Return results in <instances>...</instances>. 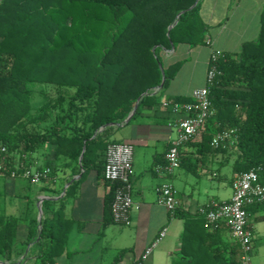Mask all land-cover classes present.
<instances>
[{
    "label": "trees",
    "instance_id": "16d2710c",
    "mask_svg": "<svg viewBox=\"0 0 264 264\" xmlns=\"http://www.w3.org/2000/svg\"><path fill=\"white\" fill-rule=\"evenodd\" d=\"M202 2L0 0L2 174L13 169L22 174L20 166L34 164L37 154L45 157L37 167L49 166L52 174L68 167L72 175L83 170L84 176L95 166L103 171L116 124L140 98L133 118L155 103L182 65L165 67L161 50L207 41ZM212 64L216 74L209 86L211 115L200 130L202 150L214 148L219 131L232 129L240 151L235 170L258 169L264 182V8L259 37L244 42L239 53L222 52ZM163 76L164 87L157 90ZM174 214L185 219L180 251L186 259L177 264H240L239 242H225L219 228L207 230L205 214L180 208ZM16 234L17 218L0 215V258L11 252ZM68 234L62 210L43 219L38 253L43 264H55Z\"/></svg>",
    "mask_w": 264,
    "mask_h": 264
},
{
    "label": "crops",
    "instance_id": "0c3cea01",
    "mask_svg": "<svg viewBox=\"0 0 264 264\" xmlns=\"http://www.w3.org/2000/svg\"><path fill=\"white\" fill-rule=\"evenodd\" d=\"M263 8L264 0H203L201 13L208 25L207 41L197 46L179 43L161 50L165 67L178 62L181 67L155 103L145 105L141 114L128 123L116 124L111 136L134 146V206L129 225L113 220L109 210L113 185L104 179L98 166L84 176L83 170L72 175L71 167L60 169L39 183L18 173L0 174V215L17 218L13 248L1 256L0 264H43L38 257L39 229L43 219L52 217L57 210H62L69 222V234L65 250L56 257L55 264H136L157 239L145 264H177L186 259L180 251L185 219L158 202L157 188L173 183L182 212L196 215L202 207L232 197L240 151L234 142L219 149L202 150L199 134L181 147L184 161L173 175L161 171L158 167L164 164L168 149L178 137L179 120L187 115L164 102L191 97L195 89L206 85L213 51L239 53L244 42L256 40ZM44 158L37 154L32 165L44 164ZM248 212L253 233L252 264H264V204L249 206ZM34 222L38 224L37 232L31 238ZM206 228H219L225 242L235 239L223 222L216 227L206 224ZM163 229L166 234L160 237Z\"/></svg>",
    "mask_w": 264,
    "mask_h": 264
},
{
    "label": "built area",
    "instance_id": "2783aa9c",
    "mask_svg": "<svg viewBox=\"0 0 264 264\" xmlns=\"http://www.w3.org/2000/svg\"><path fill=\"white\" fill-rule=\"evenodd\" d=\"M222 52L213 51L210 58L206 85L193 91L191 97L194 102H181L178 100L165 101V106H171L174 110H184L187 115L179 120L178 137L173 142L165 155L164 164L158 168L173 175L182 165L181 147L193 141L201 128L211 115L210 84L213 82L216 69L215 62ZM235 135L232 129L219 131L212 140L214 148L224 146L227 142L235 143ZM236 144V143H235ZM24 167L22 175L34 183L48 180L52 175L49 166L38 168L37 166ZM6 170L5 160L0 161V174ZM10 170V169H9ZM17 170H11L15 176ZM134 175V146L130 142L115 141L109 144L106 154V163L103 170L104 179L115 185V192L111 203V214L115 222L129 225L131 223V211L134 206L132 196V178ZM158 202L164 205L170 212L175 213L181 207L178 190L171 182L157 188ZM255 204H264V182L260 180L258 169H251L239 173L233 181V194L227 201L213 202L200 211L205 214L207 225L216 227L223 222L231 229L232 235L240 244V264H252L253 257V233L249 226L248 207ZM166 234V229L160 233V237ZM156 242L149 245L136 261V264H145L149 259Z\"/></svg>",
    "mask_w": 264,
    "mask_h": 264
},
{
    "label": "water",
    "instance_id": "95a60500",
    "mask_svg": "<svg viewBox=\"0 0 264 264\" xmlns=\"http://www.w3.org/2000/svg\"><path fill=\"white\" fill-rule=\"evenodd\" d=\"M182 13H183V12H181V13L179 14L178 17H180ZM154 49H155V48H154ZM163 72H164V70H163ZM164 84H165V76H163V80H162L161 84L157 87V89H158V90H159V89H162V88L164 87ZM146 94H147V93H145L144 95H146ZM140 100H141V98L138 100L137 104L135 105L134 109H133L132 112L129 114V116L126 118V120H125L123 123H121V124H126V123H128V122L133 118V116L136 114V112H137V110H138V108H139ZM118 125H120V124H118ZM105 127H107V125L102 126V127L100 128V130H103ZM85 149H86V146L84 147V150H85ZM82 158H83V154L81 155L80 161H82ZM41 233H42V225H41V227H40V229H39V234L41 235Z\"/></svg>",
    "mask_w": 264,
    "mask_h": 264
},
{
    "label": "rangeland",
    "instance_id": "374dc122",
    "mask_svg": "<svg viewBox=\"0 0 264 264\" xmlns=\"http://www.w3.org/2000/svg\"><path fill=\"white\" fill-rule=\"evenodd\" d=\"M52 92L54 93V90Z\"/></svg>",
    "mask_w": 264,
    "mask_h": 264
}]
</instances>
